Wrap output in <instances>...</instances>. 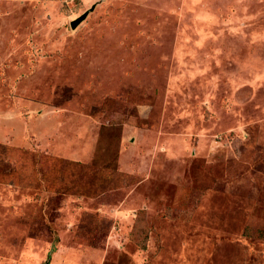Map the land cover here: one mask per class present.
<instances>
[{
    "label": "rangeland",
    "instance_id": "rangeland-1",
    "mask_svg": "<svg viewBox=\"0 0 264 264\" xmlns=\"http://www.w3.org/2000/svg\"><path fill=\"white\" fill-rule=\"evenodd\" d=\"M46 263L264 264V0H0V264Z\"/></svg>",
    "mask_w": 264,
    "mask_h": 264
},
{
    "label": "water",
    "instance_id": "water-1",
    "mask_svg": "<svg viewBox=\"0 0 264 264\" xmlns=\"http://www.w3.org/2000/svg\"><path fill=\"white\" fill-rule=\"evenodd\" d=\"M94 7H95V5H93L90 9L85 11L83 14H81L80 16L75 18L74 20H72L70 22L71 28L75 29L81 22H83L86 19V17L88 16V14L94 9ZM46 264H48V263H46Z\"/></svg>",
    "mask_w": 264,
    "mask_h": 264
},
{
    "label": "trees",
    "instance_id": "trees-1",
    "mask_svg": "<svg viewBox=\"0 0 264 264\" xmlns=\"http://www.w3.org/2000/svg\"><path fill=\"white\" fill-rule=\"evenodd\" d=\"M138 218H139V217H138ZM138 218L136 219V222H137V221H138V220L141 218V216H140V218H139V219H138Z\"/></svg>",
    "mask_w": 264,
    "mask_h": 264
}]
</instances>
